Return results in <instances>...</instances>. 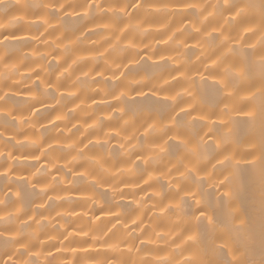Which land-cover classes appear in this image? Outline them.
<instances>
[{"label": "clouds", "instance_id": "obj_1", "mask_svg": "<svg viewBox=\"0 0 264 264\" xmlns=\"http://www.w3.org/2000/svg\"><path fill=\"white\" fill-rule=\"evenodd\" d=\"M0 264H264V0H0Z\"/></svg>", "mask_w": 264, "mask_h": 264}]
</instances>
